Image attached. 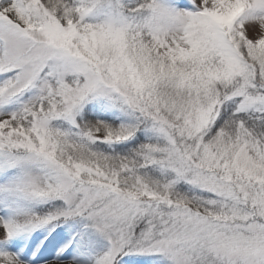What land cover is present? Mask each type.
Segmentation results:
<instances>
[{
    "label": "snow or ice",
    "instance_id": "6c2138e0",
    "mask_svg": "<svg viewBox=\"0 0 264 264\" xmlns=\"http://www.w3.org/2000/svg\"><path fill=\"white\" fill-rule=\"evenodd\" d=\"M0 264H264V0H0Z\"/></svg>",
    "mask_w": 264,
    "mask_h": 264
}]
</instances>
